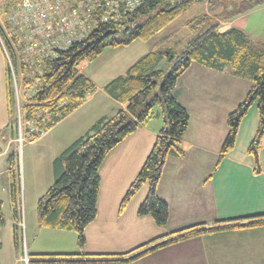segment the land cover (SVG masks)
I'll use <instances>...</instances> for the list:
<instances>
[{
    "label": "trees",
    "instance_id": "obj_1",
    "mask_svg": "<svg viewBox=\"0 0 264 264\" xmlns=\"http://www.w3.org/2000/svg\"><path fill=\"white\" fill-rule=\"evenodd\" d=\"M205 1L141 0L136 9L124 14L119 21H103L104 8H98L92 11L96 24L87 37L65 49H55L52 56L46 58L25 55L15 48L17 39L14 38L12 42L2 31L11 53L12 66L6 57V89L9 127L14 138L25 135L28 141L38 139L81 106L87 94L96 90L95 83L80 72L79 66L83 60L93 61L106 48L128 46L136 39L148 41L180 18L193 4ZM21 2L0 0V10L7 13ZM208 3L213 13L216 10L214 0H208ZM263 3L264 0H248L238 10L232 12L228 8L219 17L209 12L194 17L187 22L191 37L181 50L167 48L149 52L123 75L112 80L105 90L115 100L127 102L128 107L99 119L85 135L54 160V183L41 196L37 205L40 226L75 231L79 246L86 244L85 230L97 217L100 169L105 159L129 134L155 115L157 106L163 110L164 127L138 176L130 185L121 207L127 206L141 187L149 183V193L139 208V214L151 215L159 226L168 223L169 206L159 197L157 188L167 159L184 154L182 141L189 127L190 115L173 92L180 77L193 63L213 70L229 67L237 76L252 80L253 86L247 97L228 116V133L220 158L235 147L240 124L257 101L260 124L249 146V153L255 158L256 173H260L259 152L264 137V37L252 38L237 28L226 32H220L219 29L223 19L247 12ZM159 86L160 92L157 93ZM17 160L16 152L12 151L9 157L10 184L18 216L21 180L16 175ZM2 206L0 200V229L5 224ZM219 223L221 226L216 228L198 225L153 239L130 252L118 255V259L110 258L114 255L92 254H81L87 257L85 260L75 259L78 257L75 254L40 256L65 257L66 260L56 261L63 264L129 263L162 247L208 231L264 225V214ZM15 243L18 248L22 246L18 226L15 229Z\"/></svg>",
    "mask_w": 264,
    "mask_h": 264
},
{
    "label": "crops",
    "instance_id": "obj_2",
    "mask_svg": "<svg viewBox=\"0 0 264 264\" xmlns=\"http://www.w3.org/2000/svg\"><path fill=\"white\" fill-rule=\"evenodd\" d=\"M215 1L217 3H214V7L219 17L228 8L232 12L238 10L248 0ZM202 3L208 13V0ZM263 10L264 3L223 19L219 31L237 28L250 35L241 25V20ZM167 38H171L170 34ZM141 41L136 39L128 46L114 48L112 53L109 52L111 57L107 66L112 70L108 71L105 81L97 79L94 72L86 75L84 68H90L91 61L83 60L79 66L80 72L95 83L96 90L87 94L84 103L52 129L38 139L28 141L50 140L51 146L48 148L52 178L41 182L43 190L47 188V191L53 185L54 160L67 147L86 134L102 117L112 116L119 109L128 107L127 102L122 103L111 97L105 87L140 58L160 50L146 47ZM241 79L246 80L247 77L237 76L229 67L213 70L198 63H193L180 77L173 93L188 110L190 122L182 141L184 154L167 159L157 188L159 197L169 206L170 216L165 226L157 225L151 215L139 214V208L149 193V183L141 187L127 206L121 207L130 185L138 176L164 127V113L161 109L145 125L129 134L105 159L103 164H109V173L112 172L116 178H101L97 217L85 230L86 244L83 247L79 246L75 231L40 226L38 214L33 213L32 209L25 211L23 224L20 210L16 215L10 184L12 214L4 216L5 224L0 229V264H27L26 257L29 259L28 264H63L56 261L67 259L40 255L75 254L78 255L75 258L77 260L87 259L81 254L114 255L110 258L118 259V255L130 252L153 239L193 226L216 228L221 226L219 222L222 221L264 214V137L259 152L262 165L260 173H256L255 158L249 153V146L260 124L258 102L256 106L255 103L251 106L243 118L235 147L220 158L228 133V116L248 95L247 89L240 98ZM99 81L103 83L99 84ZM1 126L10 133V147L7 149L9 160L16 139L9 127L6 58L0 46ZM3 154L0 148V156ZM8 163L10 175V161ZM7 180L11 182V178ZM22 224L27 238L25 251L23 244L18 248L15 243L16 226L21 232ZM44 261L51 262L41 263ZM113 264H264V225L208 231L162 247L129 263Z\"/></svg>",
    "mask_w": 264,
    "mask_h": 264
},
{
    "label": "rangeland",
    "instance_id": "obj_3",
    "mask_svg": "<svg viewBox=\"0 0 264 264\" xmlns=\"http://www.w3.org/2000/svg\"><path fill=\"white\" fill-rule=\"evenodd\" d=\"M214 3H217V1L214 0ZM206 10L207 8L205 4H194L186 13H184L180 18L171 23L168 27H166L155 37L151 38L148 41L142 40L143 43L146 44V47H151L155 50H162L167 48H172L176 51L181 50L191 37L189 30L186 28V22L201 13H206ZM208 12L210 14H214L216 13V10H214V12L212 13V11L208 9ZM4 16H6V13L0 10V17L3 18ZM241 21V25L245 27L246 31H248L250 35H253V38L258 39L264 37V10L252 13V15H250L249 17H245ZM169 34L171 36L170 39L167 38ZM112 49L114 48H106L99 57L91 61V67L84 68V72L86 73V75H92L91 73L94 72V75L97 79H99L100 81H105V78L108 75V71L112 70L111 67L108 68L107 66L108 61L111 57ZM101 83L103 82H100L99 84ZM252 86L253 82L251 79H241L239 91L240 98L242 95H244L243 93H245L247 89L248 94ZM159 92L160 86L157 89V93ZM246 97L247 96H245V98ZM256 105L257 101L255 102V106ZM155 110L157 112L162 111L159 106H157ZM0 130V148L4 152V154L0 156V200L3 203V214L7 217L8 215L12 214V204L10 199V182L9 180H7V178H10L8 170L9 160L7 153V149L10 147L8 144L10 133L9 130L4 126H1ZM20 136L16 138L15 142L13 143L12 149L16 152V155L18 156L17 161L19 165L17 164L16 175L17 178L19 176L21 180L18 207L20 210L21 221L23 224H25V211L27 212L29 209H32L33 213L36 214L37 205L39 201L38 197L46 193L45 189L47 188L43 190V187L40 186L41 182L46 178H52V171L49 167L50 151L48 148L51 145L50 140H37L36 142H28V140L25 139V135L22 136L23 140H20ZM109 172V164H103L100 170L101 178H116V175H113L112 172ZM23 224L21 225V237L25 251L27 238L25 234V227L23 226Z\"/></svg>",
    "mask_w": 264,
    "mask_h": 264
},
{
    "label": "built area",
    "instance_id": "obj_4",
    "mask_svg": "<svg viewBox=\"0 0 264 264\" xmlns=\"http://www.w3.org/2000/svg\"><path fill=\"white\" fill-rule=\"evenodd\" d=\"M140 4L141 0H22L0 17V46L10 65L3 32L12 42L17 39L14 45L25 55L46 58L88 36L96 24L92 11L104 8L103 21H119Z\"/></svg>",
    "mask_w": 264,
    "mask_h": 264
},
{
    "label": "bare ground",
    "instance_id": "obj_5",
    "mask_svg": "<svg viewBox=\"0 0 264 264\" xmlns=\"http://www.w3.org/2000/svg\"><path fill=\"white\" fill-rule=\"evenodd\" d=\"M16 48V47H15ZM17 49V48H16ZM19 53V52H18ZM11 54V53H10ZM19 55V54H18ZM20 58V57H19ZM26 59V58H25ZM35 60V59H34ZM36 60H38V59H36ZM31 63V62H30ZM37 66V65H36ZM39 68V67H38Z\"/></svg>",
    "mask_w": 264,
    "mask_h": 264
}]
</instances>
